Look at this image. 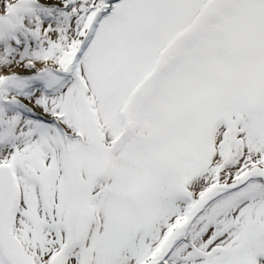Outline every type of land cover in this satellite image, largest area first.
<instances>
[{"label":"snow or ice","instance_id":"snow-or-ice-1","mask_svg":"<svg viewBox=\"0 0 264 264\" xmlns=\"http://www.w3.org/2000/svg\"><path fill=\"white\" fill-rule=\"evenodd\" d=\"M0 264H264V0H0Z\"/></svg>","mask_w":264,"mask_h":264}]
</instances>
